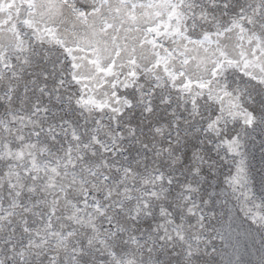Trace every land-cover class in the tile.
Here are the masks:
<instances>
[{
  "label": "snow or ice",
  "instance_id": "1",
  "mask_svg": "<svg viewBox=\"0 0 264 264\" xmlns=\"http://www.w3.org/2000/svg\"><path fill=\"white\" fill-rule=\"evenodd\" d=\"M264 264V0H0V264Z\"/></svg>",
  "mask_w": 264,
  "mask_h": 264
},
{
  "label": "rangeland",
  "instance_id": "2",
  "mask_svg": "<svg viewBox=\"0 0 264 264\" xmlns=\"http://www.w3.org/2000/svg\"><path fill=\"white\" fill-rule=\"evenodd\" d=\"M257 255H258V253H257V254H254V255H252V256L247 257V259L253 261V264H255V260H256V256H257Z\"/></svg>",
  "mask_w": 264,
  "mask_h": 264
}]
</instances>
